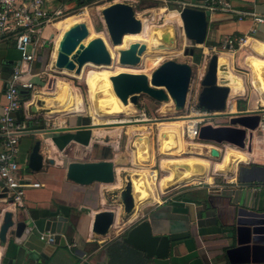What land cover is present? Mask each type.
<instances>
[{
    "label": "crops",
    "instance_id": "crops-1",
    "mask_svg": "<svg viewBox=\"0 0 264 264\" xmlns=\"http://www.w3.org/2000/svg\"><path fill=\"white\" fill-rule=\"evenodd\" d=\"M148 1L151 4L179 3L181 9L184 6L203 9V6L208 3V0H129L127 3ZM76 2L84 8L90 4H102L101 2L106 6L112 2L126 1L71 0L66 3L72 7ZM225 2L233 9L232 12L218 10L210 14L205 11L208 29L206 39L200 45L202 52L209 58L212 54L208 53V46H218L228 35H246L247 43L245 42V46L235 51L216 53L219 57L218 83L230 88L225 108L215 111L217 116L214 120L216 124H219L218 126L229 125L230 118L234 116L255 113L260 115L264 111V94L252 73L254 62L264 60V47L259 45L264 42V0H225ZM254 16L262 18V21H255ZM59 22L46 25L41 31V36H38L34 47L36 57L30 64L32 75L29 81H32L34 85L37 83L41 70L44 68L50 70V62H53L55 47L62 35L61 32L68 26L67 24L58 26ZM52 41L51 52L50 42ZM220 64L223 65L222 68ZM14 65H21L23 68L28 66L21 61L20 52L15 47L14 40L0 36V117L6 104L4 89ZM238 65L249 67L252 74V87L257 99L255 102H249L246 108H242L239 101L246 98H242L245 95L243 78L234 72L235 66ZM219 71H222L224 80H219ZM22 91V107L14 115L19 122L28 127V131L19 138L17 160L22 176L31 182L40 183V186H29L25 189V204L19 210L14 209L9 203L11 199L7 190L0 188V196H2L0 222L3 212L11 210L17 216L16 220H24L28 226L20 237L7 233L5 242L0 243V264H115L110 260L109 246L115 240L121 241L127 230L143 219L150 222L155 234L188 233L186 238L174 244L167 259H147L142 252L146 260L144 264H231L225 250L236 245L235 234L239 210L264 211V181L243 186L237 172L238 167L252 168L254 166L255 172H259L257 175L261 174L260 167H264L263 129L253 130L252 138L249 141L245 139V148L242 149L227 142H215V144L210 141L212 144L197 141L198 143L193 144L194 141H192L189 146L185 144V149L190 147L189 149L194 153L191 155L184 152L181 156L184 158L195 156L209 161L210 166L205 176L195 177L191 183L179 184L176 186L179 188L168 187L161 190L157 185L156 173L155 192L153 193L149 188L141 190L147 184L138 185V196L141 202L138 203L135 212L133 209L130 214H126L121 204L120 192L128 178L124 180L117 176V170L124 169L125 165L124 159L118 154L120 139L127 136L130 140L134 133L139 132L147 135L152 144L154 161L152 137L148 131V128L150 130L152 128L148 125L152 120L148 119L144 124L139 123L140 121H135L136 123L133 122V124H118L119 121L112 120L97 127V123L93 122L91 116L87 117L79 113L85 110L81 103L77 110L55 111L56 105L52 106V99L50 102H47L44 96L42 99L40 95L33 93L34 88ZM184 108L187 109V104ZM137 113L140 116H146L144 110ZM93 114L96 112H92L91 115ZM45 116H51L58 122V126L46 128ZM142 125L144 130L140 129ZM182 131L184 132V129ZM36 139L41 141L40 153L44 159L47 162L51 159L53 163L45 161L40 171L33 172L28 168L27 163ZM1 140L0 136V142ZM247 145H250V150L247 149ZM221 147L225 150L223 151ZM211 148H216L222 156L227 148H232L246 157L244 160L238 161V158L233 162L232 171H227L225 168L224 172L216 171L215 165L222 161V156L213 158L196 154L199 149L209 151ZM128 155L131 162L130 150ZM111 159L114 161L116 170L113 183L93 182L89 185H79L66 178L65 168L70 161ZM182 165H180L181 170L187 172L188 167ZM151 166L152 164L148 166L149 170H152ZM177 166L176 171L180 167ZM159 167L166 173L161 168V164ZM226 172H229L228 176ZM218 176L222 177L221 181L217 179ZM105 209H114L116 218L107 234L99 236L92 231V223L94 215ZM57 215L67 218L65 232L61 235L58 244L40 240L39 235L46 233L44 230L46 219Z\"/></svg>",
    "mask_w": 264,
    "mask_h": 264
},
{
    "label": "water",
    "instance_id": "water-1",
    "mask_svg": "<svg viewBox=\"0 0 264 264\" xmlns=\"http://www.w3.org/2000/svg\"><path fill=\"white\" fill-rule=\"evenodd\" d=\"M101 15L106 29V34L111 43H121L126 33L136 34L142 29L140 19L136 16L133 5L127 2H112L101 9ZM183 32L187 39L196 46L202 45L206 39L208 20L205 10L191 6H184L179 11ZM84 24H79L69 32V37H82L85 33ZM177 30L171 23L154 27L152 37L162 47L172 46L176 41ZM65 51L59 52L55 65L66 67L79 73L85 63L108 65L111 57L106 49L105 42L101 37L90 39L86 44L72 45L67 40L64 44ZM144 50L141 45L137 53ZM193 48L184 49V54L193 55ZM134 60L136 57L133 58ZM218 55L212 54L205 64L201 77V90L197 97V105L210 111H220L225 108L229 94V86L218 83ZM191 79V67L185 63L167 60L160 64L148 78L145 74L120 72L110 77L115 95L124 103H137V96L145 93L156 100L171 99L177 110H182L187 101L189 83ZM260 122L259 114H244L231 117L229 125L213 126L204 124L200 127V140H208L216 143L227 142L237 148H245V139L252 138V131ZM41 141L36 139L28 156V168L33 172L42 169L45 163L44 156L40 153ZM250 150V145L246 146ZM210 157L222 156L216 148L209 150ZM148 155H143L147 160ZM47 162V161H46ZM47 163H53L50 159ZM233 161L229 159L225 170L232 171ZM259 169V168H258ZM66 178L79 185H89L93 182L113 183L116 178L114 161H70L67 163ZM244 171L255 172L256 168H237L238 179L243 186H250L255 182L264 181V167H260L261 174L242 177ZM130 185L129 178L126 186ZM124 186L120 192V200L124 212L130 214L133 211L134 198L131 190ZM5 189V188H4ZM5 191V190H4ZM2 198V196H0ZM11 203V200L9 201ZM237 220L238 227L235 234V246L225 250L228 261L231 264L255 263L264 264V211L254 212L239 210ZM17 216L11 210H5L0 222V243L6 240L7 233H13L20 237L27 224L24 220H16ZM116 212L114 209H105L94 215L92 231L103 236L107 234L115 222ZM67 218L57 215L47 218L44 230L54 233V242L58 244L61 235L65 232ZM12 228L13 230H9ZM188 236L187 232H174L171 234L153 233L151 224L143 219L132 226L122 236L123 244L143 252L147 259H167L174 244Z\"/></svg>",
    "mask_w": 264,
    "mask_h": 264
},
{
    "label": "rangeland",
    "instance_id": "rangeland-1",
    "mask_svg": "<svg viewBox=\"0 0 264 264\" xmlns=\"http://www.w3.org/2000/svg\"><path fill=\"white\" fill-rule=\"evenodd\" d=\"M101 3L102 4L98 3V4L86 5V6H84V8L83 7L81 8L82 10H80L81 6H79V4L76 2L73 6L75 8H79V10L75 11L72 15L77 16V15L84 14L85 17H83V16H80V17L78 16V17H79V19L86 20V22L89 26V34H90L89 39L95 38V37H101L103 40L105 39L104 42L106 41V43H107L106 47L108 46L107 49L110 50V52L113 56L112 63H110L108 65H95V64L88 63L82 67L80 74H74L71 71L56 69L53 67L52 63L50 62V66L52 65V67H49L50 70L44 68L43 70H41V74L38 75V77H37L38 80H37V83H35V85H34L33 93L40 95V96H44L46 98V101L48 102L50 100V98L54 99V97L57 94L56 90L59 88V86L61 84H63V83L67 84L71 88V93L73 95L72 97L75 98L76 102L72 106L68 102V105H67L68 107H67L66 111L69 112V111L79 109L80 103H81L82 106H84L85 110L83 112H79V113L82 114L83 116H87V117L91 116L93 122L97 123V127H100V126L104 125L105 122H110L113 119H114V121H116V120L119 121L118 124H121V123H126V124L132 123L133 124V122L136 123L135 120L142 118L137 112L144 110L146 112V118L152 120L149 122L150 124H148L152 127L151 130L148 128V131L150 132L149 134H151V137H152L151 142L153 143V149H154V155H155V158L153 161L154 163L152 162L151 169L156 170L157 178L159 179L161 176H164L167 173V171H166V173H164L162 170H160V167H159L160 161L163 158H170L171 157L169 154L165 153V151L161 150V148H160V142H158V140H159V128H160L159 123H163V122H171L172 123V121H176V120L183 121L182 130L184 129V132L182 131V135H183V140H184L185 144H187V146H189V144H191L192 141H194L195 143L197 141H199V143L203 142V141L205 143L210 142L208 140H199V139L198 140L197 139L191 140L186 135V129H185L186 125H184L186 123L185 122L186 119L184 118V116H186L188 114V108L187 109L183 108L182 110H177L174 107V103L172 100H171L172 102H170V104H169L167 102V100H156V99L149 97L145 93H140L137 96V103L136 104L129 102L132 107H130V109H129L130 112L128 111V114L121 113V114H118L116 116H108V115L96 116L95 114H93V116H92L91 115L92 112H96V110H95V101L90 96V89H91V87L94 86L98 74L100 72H102L103 69L105 71H108L109 73H114V74L120 73L122 71L123 72H129V73L145 74L148 78H150L152 72L160 64H162L163 62H165L167 60H173V61H176L178 63L188 64L191 67V79H190V83H189L186 104L187 105H188V103L189 104H191V103L197 104V97H198V94L201 90L200 81H201L202 73L204 71L206 62L209 60L210 57L209 58L205 57V54L202 52V48L200 45L196 46L192 41H190L189 39L186 38V36L183 32L181 20L179 17V11L181 10V4H179V3H166L165 4L162 2L151 4L149 1L148 2H135V3H132V5H133L136 16L146 18L149 21H152L151 25H154V27L162 26V25L167 23L165 20V16L168 12H170V11L176 12L178 14L177 17L174 18L172 20V22H169L176 27V30H177L176 41L173 44V48L170 50L166 49L165 51H160V52H155V50H152V51H150V53L149 52H145V54L143 53L142 54L143 58L142 59L140 58V61L137 65H127L126 64L127 65L126 66L125 64H121L118 62V58H117L120 50L126 48L128 42L130 40L131 41H141V40H145L146 37L144 35H143V37H135L134 35H127V36H125L123 43L121 45L113 46L111 44L110 39L108 38V36L106 34V29L104 26L102 15H101V8L103 6H105L104 5L105 3H103V2H101ZM147 17H149L150 19ZM64 30H65V28H64ZM186 48H193V50H194L193 55L184 54V49H186ZM52 50H53V41L50 42V51L52 52ZM117 51H119V52H117ZM197 55H200L199 61L195 60ZM248 68L244 67L243 65H238V66H235V70H234V72L239 74L243 78V81H244V87H245V93L244 94L245 95L242 98H246V100H242V99L239 100L241 102L240 104L242 105V108H246L248 106V103L251 101L252 102L257 101V99L255 98L254 88L252 87V82H251L252 81V74H251L250 69H248ZM114 74H111V75H114ZM111 88H112V86H111ZM112 91H111V93H114ZM52 103H53V101H52ZM133 108L136 111H134ZM65 114H67V113H65ZM67 115H70V113H68ZM216 116H217V114L215 116H213L212 119H210L211 123H208V124H211L213 126H218L219 124H216L215 120H214L216 118ZM123 120H125V121L121 122ZM139 123L144 124V123H147V121H140ZM143 127H144V125H142L140 129L144 130ZM139 133H134L133 137L130 140L127 136L126 137L123 136V138L120 139V145H119L120 148H119L118 154L120 155V157L122 156V158L124 159L125 165H124V169L117 170V176H120L124 180H125V178H127V176H126L127 172L133 173V171L135 169L136 170L140 169V167L138 168V166L135 165L134 163L131 164V162H133V157H134L133 156L134 155V149H132L133 148L132 143H133V140L135 139L136 135ZM129 143H130V148H129ZM210 143H212V142H210ZM201 144H203V143H201ZM131 149H132V151H131ZM222 149H223V151L225 150V148H222ZM129 150H130V153H132L131 162L129 160L130 157L128 155ZM152 153H153V151H152ZM182 153H184V152H181L180 156ZM208 154H209V151L199 149L198 155L209 156ZM178 166H180V165H178ZM181 169L182 168L180 166L178 168L177 172L183 173L185 171V170H181ZM226 175L228 176L229 172L228 173L226 172ZM217 179L219 181H221L222 177L218 176ZM150 181H151V179H150ZM150 181H149V183H152V181L151 182ZM143 182L145 183V185L148 184V182H146V181H143ZM155 183H156V181H155ZM186 183H188V182H186ZM175 186H177V184L170 186V187H173V189L179 188V187H175Z\"/></svg>",
    "mask_w": 264,
    "mask_h": 264
},
{
    "label": "built area",
    "instance_id": "built-area-1",
    "mask_svg": "<svg viewBox=\"0 0 264 264\" xmlns=\"http://www.w3.org/2000/svg\"><path fill=\"white\" fill-rule=\"evenodd\" d=\"M126 2L129 0H125ZM183 7V6H182ZM82 7H80V10ZM79 8L69 7L66 2L60 0H0V36L12 38L15 47L20 52L21 61L28 66L14 65L11 76L4 89L6 104L0 117V188H5L10 196L14 209L24 207L25 189L27 187H39L40 183L31 182L21 174L18 163L19 138L28 131V127L19 122L14 113L22 107L21 91L34 88L29 77L32 75L30 64L35 60V44L42 29L62 18L72 15ZM203 10L210 14L215 11H233L225 0H208ZM255 21L261 22L257 16ZM247 36L228 35L221 40L218 46H208L207 51L216 54L226 51H235L243 46ZM188 114L184 116L186 135L191 139H198L200 127L211 123L215 111L206 110L196 103L187 105ZM46 117V116H45ZM135 121H147L145 115ZM51 116L45 118V127L58 126V122ZM125 120L121 121L124 122ZM131 121V120H130ZM257 128L264 130V111L260 114V122ZM39 239L46 242H54L53 233H41Z\"/></svg>",
    "mask_w": 264,
    "mask_h": 264
},
{
    "label": "bare ground",
    "instance_id": "bare-ground-1",
    "mask_svg": "<svg viewBox=\"0 0 264 264\" xmlns=\"http://www.w3.org/2000/svg\"><path fill=\"white\" fill-rule=\"evenodd\" d=\"M177 15L178 14L174 11L168 12L165 16L166 22L167 23L172 22V20L174 18H176ZM78 16L79 17L80 16L85 17L84 14L77 15V16L76 15H70L68 17H65V18H62L61 20H59L60 22L57 21V22H59L57 24L58 26H62L64 24H67L68 26L65 28V30L63 29L64 30L63 32H61L62 35L59 38L57 45L55 47V55H54L53 62H52V65L54 68L71 71L74 74H80L82 68H81L79 73H75L74 70H68L66 67H57L55 65V62H56V58H57V55L59 54V52L65 51L64 44L67 40L72 45V47H75V46H77L78 43L86 44L90 39H92V38L89 39V37H90L89 26H88L86 20L79 19ZM138 18L140 19L141 24H142V29L139 33H136V34L126 33L123 35L121 43H119L117 45H114L111 43L113 46L121 45L123 43L125 36H127V35H134L135 37H143V35H144L146 37L145 40H141V41H131L130 40L128 42L126 48L120 50V52L117 51V52H119V55L117 57L118 62L121 64L137 65L140 61V58L141 59L143 58L142 54L143 53L145 54V52L150 53V51H152V50H155V52H160V51H165L166 49L170 50L173 48V45L168 46V47L159 46L158 41L154 37H152V32L154 31V25H151L152 21H149L148 19L142 18V17H138ZM147 18H149V17H147ZM79 24H84V26H85L86 30H85L84 35L82 37H77V38L71 37L70 38L69 32ZM105 43H106V41H105ZM106 45H107V43L105 44V46ZM141 45H144V50L142 51V53L138 54L137 50ZM259 45L261 47H264V42H261ZM107 47H106V49H107ZM107 51L111 57V63H112L113 56H112L110 50L107 49ZM134 57H136L135 60L133 59ZM218 62H219V57H218ZM88 63H90V62H88ZM88 63H85V64H88ZM90 64H93V63H90ZM52 65H51V67H52ZM95 65H101V64H95ZM221 66H223V65L220 64V67ZM252 70H253L252 71L253 78H254V80H256V82H258V84L260 85V89L264 94V76H263L264 75V60H257L256 62H254L253 66H252ZM111 74H114V73H109L108 71H105L103 69V71L98 74L94 86L91 87V89H90V96L95 101V109L97 110L96 114H95L96 116H102V115L116 116V115L121 114V113L128 114L130 107H132L129 102L124 103L115 95V93H111V91L113 90V87L111 88L112 83L110 80V77L113 75H111ZM219 75H220L219 80L220 81L224 80V76L222 75V71H219ZM112 92H114V91H112ZM56 93L57 94L54 97V99L50 98V99H52L51 102L53 101L52 106L53 105L57 106V107H54L55 108L54 110L67 112L66 110L68 107L67 106L68 102H69V104H71V106L74 105L76 102L75 98L72 97L71 88L67 84L63 83L56 90ZM40 97L42 98V96H40ZM167 102L170 104V102H172V101H171V99H168ZM172 122L173 123H171V122L159 123L160 128H159V140H158V142H160V148H161V150H164L165 153H167L171 156L170 158H163L160 162L161 168H163V170L167 171L166 175L161 176V178L158 179L157 185L160 187L161 190H164V189H166L170 186L176 185V184L179 185V184H182L185 182L191 183L195 177H200L203 175L205 176V174L208 172V169L210 166L209 161H206L204 159H200V158H197L195 156H188L186 158L180 156L181 152H187V153H191V154H193L194 152L191 151L190 149H189L190 151L188 149H185V142H184V140H182L183 139V135H182L183 121L176 120V121H172ZM193 144H195V142ZM151 145L152 144L150 143V139L147 137V135L141 134V133L136 135V137L132 143V146L134 149L133 163L135 165H137L138 167H140V169H138V170L135 169L133 171V173L127 172L126 176H127V178H129L130 185L127 184V186H126V183H125V186H126V188L131 190V193L133 195L134 212L136 210L138 203L141 202V199L138 196V191H139L138 185H140V184L145 185V183H143V181H146V182H148V184L146 186H143L141 188V190L142 189L145 190V188H149L153 191V193L155 192L154 189H155L156 172L154 170L148 169V166L151 165L153 162V153H152V146ZM198 152L199 151H197L196 154H198ZM145 153L148 155L147 160H143V155ZM245 157L246 156L243 153H241V152L239 153L238 151H236L232 148H227V150L225 151V153L222 156V161L219 164L215 165V169H216V171L224 172L225 165L227 164V162L229 161L230 158H232V161L235 162L238 158H239L238 159V161H239V160H244ZM182 164L186 165L188 167V170H187V172L185 171L184 173L178 174V172L176 171L175 168L177 165L183 166ZM147 179L149 181L151 179L152 183H149V181ZM137 182H140V183L137 184Z\"/></svg>",
    "mask_w": 264,
    "mask_h": 264
},
{
    "label": "trees",
    "instance_id": "trees-1",
    "mask_svg": "<svg viewBox=\"0 0 264 264\" xmlns=\"http://www.w3.org/2000/svg\"><path fill=\"white\" fill-rule=\"evenodd\" d=\"M60 1H71V0H60ZM200 55H197L195 60L199 61ZM23 91H21L22 95ZM110 260L115 264H144L145 258L139 250L131 248L123 244L120 240H115L109 246Z\"/></svg>",
    "mask_w": 264,
    "mask_h": 264
},
{
    "label": "flooded vegetation",
    "instance_id": "flooded-vegetation-1",
    "mask_svg": "<svg viewBox=\"0 0 264 264\" xmlns=\"http://www.w3.org/2000/svg\"><path fill=\"white\" fill-rule=\"evenodd\" d=\"M257 173H259V172H250V173H248V172L244 171L242 173V177H249L250 175H256Z\"/></svg>",
    "mask_w": 264,
    "mask_h": 264
}]
</instances>
